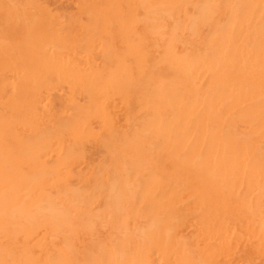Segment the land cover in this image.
Wrapping results in <instances>:
<instances>
[{
	"label": "bare ground",
	"instance_id": "obj_1",
	"mask_svg": "<svg viewBox=\"0 0 264 264\" xmlns=\"http://www.w3.org/2000/svg\"><path fill=\"white\" fill-rule=\"evenodd\" d=\"M75 8L0 0V264H264V0Z\"/></svg>",
	"mask_w": 264,
	"mask_h": 264
},
{
	"label": "rangeland",
	"instance_id": "obj_2",
	"mask_svg": "<svg viewBox=\"0 0 264 264\" xmlns=\"http://www.w3.org/2000/svg\"><path fill=\"white\" fill-rule=\"evenodd\" d=\"M44 4L48 5L49 8L56 13H60L62 18H65V16L71 12H76L75 8V0H41ZM59 14V15H60ZM81 18H83V15L81 13L79 14ZM60 84V85H59ZM65 83H56L55 88L51 90L50 92L52 95L60 96L63 95L66 91ZM59 88V89H58ZM57 91V92H56ZM81 93H78L79 99H81ZM97 145V146H96ZM85 146V154H86V160L90 163L96 162L98 159L103 157L104 155V150L101 149L103 148L102 146L95 144L94 141H85L84 143ZM103 153V154H102ZM80 166V167H79ZM79 169L83 168V163L79 165ZM73 182H75V178L72 179Z\"/></svg>",
	"mask_w": 264,
	"mask_h": 264
}]
</instances>
